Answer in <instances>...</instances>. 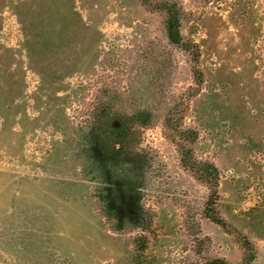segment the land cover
I'll use <instances>...</instances> for the list:
<instances>
[{"label": "rangeland", "instance_id": "1", "mask_svg": "<svg viewBox=\"0 0 264 264\" xmlns=\"http://www.w3.org/2000/svg\"><path fill=\"white\" fill-rule=\"evenodd\" d=\"M173 1L198 61L167 42L149 0H0V264H264V0ZM137 80L155 113L143 145L166 169L135 257V233L92 210L72 149L91 102L134 104ZM171 137L215 166V195Z\"/></svg>", "mask_w": 264, "mask_h": 264}, {"label": "trees", "instance_id": "2", "mask_svg": "<svg viewBox=\"0 0 264 264\" xmlns=\"http://www.w3.org/2000/svg\"><path fill=\"white\" fill-rule=\"evenodd\" d=\"M149 1L147 4L162 19V32L167 42L183 54H190L191 58L194 54L193 59L198 61L197 46L183 35L184 13L181 5L173 0ZM196 73L192 70L193 77L199 83L201 72ZM137 81L134 85L138 95L134 94V104L128 103L126 97L109 95L91 102L86 118L75 130L78 143L72 149L78 179L90 190L92 210L112 231L135 233V257L146 252L148 243L155 237L153 226L156 216L148 197L151 193H160L161 189L156 188L159 184L157 181L166 169L158 153L143 145L141 131L153 125L155 113L139 99H145L149 90L141 80ZM174 129L183 137L193 135L188 127ZM170 139L180 165L197 181L209 184L215 195L219 179L215 166L196 160L190 144L176 141L174 137ZM211 220L225 227L217 218ZM204 264L228 263L212 258Z\"/></svg>", "mask_w": 264, "mask_h": 264}]
</instances>
